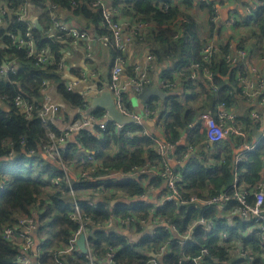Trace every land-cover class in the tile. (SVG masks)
<instances>
[{
  "label": "clouds",
  "instance_id": "obj_1",
  "mask_svg": "<svg viewBox=\"0 0 264 264\" xmlns=\"http://www.w3.org/2000/svg\"><path fill=\"white\" fill-rule=\"evenodd\" d=\"M0 264H264V0H0Z\"/></svg>",
  "mask_w": 264,
  "mask_h": 264
}]
</instances>
